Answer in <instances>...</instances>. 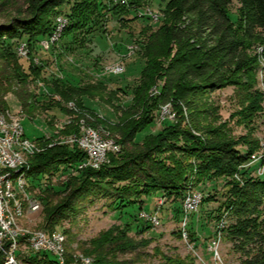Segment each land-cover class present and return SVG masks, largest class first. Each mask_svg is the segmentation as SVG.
Here are the masks:
<instances>
[{
    "label": "rangeland",
    "instance_id": "rangeland-1",
    "mask_svg": "<svg viewBox=\"0 0 264 264\" xmlns=\"http://www.w3.org/2000/svg\"><path fill=\"white\" fill-rule=\"evenodd\" d=\"M132 1L125 0L123 4L122 0H104V11L86 25L84 33L77 36L78 42L82 39L85 42L71 47V40H66V43L62 37L69 23L72 4L62 7L54 21L55 29L59 18L66 19L59 40L50 50L43 49L40 43L47 40L52 32L40 41L33 58V64L42 67L43 73L26 89L36 96L37 101L32 99L31 107L25 111L14 94L7 96L8 110L20 116L25 137L32 142L42 137L53 138L48 148L65 145L63 143L71 136L64 133L68 127L78 123L80 130V122L83 121L80 120H89L91 126L120 146L119 152L112 154L120 159L124 154L119 143L121 133L134 125L141 124L131 144L130 151L134 152L141 150L147 138H163L180 125L188 133L177 142L183 148L194 145L196 139L199 141L197 146H201L214 133L223 136L227 144L246 160L233 170L217 161V151L202 152L201 157H204L200 159L189 157L188 152L182 156L173 152L166 158L191 166L192 175L188 184L176 194L162 190L139 193L135 203L131 200L120 203L110 196L122 188H129L131 182L117 183L112 187L105 181H97L89 193L77 199L73 212L66 213L69 217L57 227L67 232V252L70 256L81 253L89 257L85 252L92 250L95 240L125 236L134 241L136 249L110 253L108 258L117 264H246V257L232 242L233 236H236L233 233L236 225L233 214L234 207L254 191L253 184L264 180L263 46L260 41L252 42L246 50V56L252 62L249 72L233 75L225 87L215 91L195 93L189 99L190 108L179 100L165 104L155 100L160 95L163 81L152 87L143 103L136 104L133 91L144 68L141 51L145 42L143 32L160 25L165 17L166 5L161 0H142L136 6L131 4ZM24 3L25 0H10L11 10L0 14V25L16 16V9H26ZM116 6H125L128 11L115 13L113 9ZM239 7L238 0H234L229 7L232 21H237ZM22 44H26L27 56H20L17 52ZM14 51L27 70L30 63L27 42L20 41ZM116 64L124 67V73L109 72L108 68ZM54 83L64 84L71 91L76 90L77 101L62 98L53 92ZM50 99L56 102L48 108L43 106V101ZM61 108L71 113L62 112ZM72 120L74 123L69 125ZM147 121L150 123L146 124ZM79 178V174L69 169L37 185L33 183L35 187L30 194L40 199L41 208L36 214L25 217L22 227L33 232L44 230L48 206L43 198L49 197L52 205H56L66 193H55L64 191L65 184L71 181L77 183ZM189 194L202 198L197 211L192 214L184 209V200ZM143 213L158 222L141 218ZM258 213L260 220L264 221V192ZM47 256L54 261L52 255ZM34 257H19L18 261L32 264L30 260ZM40 257L37 258L41 260ZM90 257L94 263L95 255Z\"/></svg>",
    "mask_w": 264,
    "mask_h": 264
},
{
    "label": "trees",
    "instance_id": "trees-1",
    "mask_svg": "<svg viewBox=\"0 0 264 264\" xmlns=\"http://www.w3.org/2000/svg\"><path fill=\"white\" fill-rule=\"evenodd\" d=\"M140 1L142 0H133L131 4L138 6ZM233 1L161 0L166 5L164 19L157 28L143 32L145 42L141 51L144 68L133 91L136 104L143 103L152 87L163 81L160 95L155 100L161 104L179 100L190 108L189 99L195 93L215 91L225 87L233 75L250 71L252 62L246 56V50L252 42L257 41L261 42L264 49V0H238L240 7L237 21L230 18L229 7ZM67 4H72V8L62 41L71 40L72 44H69V47L76 43L82 44L85 42L84 39L78 42L77 38L84 33L86 25L92 23V20L104 11V0H25L26 9H16V16L0 25V113L9 111L7 96L10 93L18 98L25 111L31 107L32 99L37 101L36 96L26 89L30 82L40 79L43 73L42 67L33 64V58L40 41L54 31L55 17ZM10 6V0H3L0 3V14L8 13L11 10ZM127 11L125 6H116L113 9L115 13ZM20 41H26L29 46L30 63L27 70L14 51ZM52 91L62 98L77 99L75 98L77 91H71L64 87V84L54 83ZM68 95L70 96L66 97ZM54 101V99L43 101V106L48 108ZM78 104L80 105L79 102ZM61 111L71 113L64 108H61ZM179 111L182 113V109L179 108ZM149 121L146 124H149ZM85 122L91 126L89 120ZM73 123L72 120L69 125ZM140 127L141 124H136L130 130L121 133L119 143L124 154L120 159H116L117 155L112 154L119 150L110 153V164L102 166L99 170L78 169L86 157L79 148H71L68 145L48 148L53 138L42 137L34 141L43 149L31 158L29 178L33 179H30V191L34 184L37 185L36 183H41L50 176L60 175L69 169L80 175V180L77 181L80 185L71 181L65 184L64 191L55 193H66L56 205H52L49 197L43 198L48 210L44 230L39 231L49 234L61 232L65 235L67 232L60 231L57 227L69 217L66 213L73 212L77 199L89 193L97 181H105L112 187L117 183L131 182L129 188L125 187L110 194L120 203L127 200L135 203L134 199L139 193L161 190L172 194L180 192L191 178L189 169L191 166L167 159V155L173 152H177L179 156L188 152L189 157L200 159L204 157V155L201 157L202 152L205 154L217 151L219 152L217 161L233 170L246 160L227 144L223 136L214 133H211L212 135L201 146H197L199 141L196 139L194 145H186L187 147L183 148L184 146L177 142L188 133L180 125L163 138H147L139 152L130 151ZM77 130L78 123L68 127L64 133L70 136L78 134L73 133ZM253 189V192L248 193L244 200L234 207L233 217L236 225L233 227L235 229L233 233L236 236H233L232 242L246 257V264H264V221L260 220L261 215L257 214L262 203L264 180L253 184ZM135 249L132 239L125 236L119 238L108 236L95 240L92 250L85 254L89 257L91 254L95 255L94 264H117L108 258L110 253H126ZM37 257L40 256L30 260L32 264H56L55 260L51 261L47 255L41 256V260ZM3 263L4 256L0 252V264Z\"/></svg>",
    "mask_w": 264,
    "mask_h": 264
},
{
    "label": "bare ground",
    "instance_id": "bare-ground-1",
    "mask_svg": "<svg viewBox=\"0 0 264 264\" xmlns=\"http://www.w3.org/2000/svg\"><path fill=\"white\" fill-rule=\"evenodd\" d=\"M64 27L65 24L61 25L59 32L57 33V41L59 40ZM44 44L52 45V37L44 40ZM50 48L51 47H44L45 50H50ZM122 72L123 68H116V70H114V74H120ZM71 108H73V106H71L70 109ZM19 117V115H13L9 111L0 113V133H13L16 130L18 138H26L24 128L21 125ZM80 123L82 126L81 129H87L89 133H92L94 137L99 138L101 142L105 144H115L112 139L105 136L99 129L89 126L84 120ZM79 140L80 133L78 135H71L66 140V142ZM36 147L40 148L38 144L30 140H28V150L25 148V146H23V143H15L14 157H16L17 159H21L22 165L13 167V162H4V169L11 170L7 175L0 176V212H5L4 221L6 222V229L11 231L14 236L27 238H34L42 236L43 234V241H45V244L53 248L56 257H60V259L54 257L56 264H94V259L85 256L84 254L72 253L73 255L70 256L67 252L69 250L66 246L67 239L64 234L60 232H53L51 234L43 231L33 232L28 230L27 228L22 227L21 222L25 217H27L28 215L36 214L39 211L38 210L37 212H32V209H30L29 200L27 196L24 195V190L20 186V183L26 182V179L29 178V172L31 171V158L40 151V149H36ZM87 147H98V140H94V138H87ZM78 148L80 150H86V143L78 142ZM118 150L119 149L102 148L101 158H104L105 161L109 163L110 153L117 152ZM5 157H7V147L5 143L0 140V159H5ZM188 197H195V194H189ZM200 199L199 197L195 199L196 209H198L199 207ZM37 200L38 199H36V197L30 194V201ZM38 205L40 206L39 200ZM186 213L192 214L193 211H186ZM153 219L154 221H158L156 218ZM14 249L18 250V252H26V244L24 243V239H17L16 241H14ZM1 251L4 253V264H6L7 248L0 247V252ZM35 255L42 256V254ZM18 259L19 257L17 258V264H22L19 262L20 260L18 261Z\"/></svg>",
    "mask_w": 264,
    "mask_h": 264
},
{
    "label": "built area",
    "instance_id": "built-area-1",
    "mask_svg": "<svg viewBox=\"0 0 264 264\" xmlns=\"http://www.w3.org/2000/svg\"><path fill=\"white\" fill-rule=\"evenodd\" d=\"M122 3L125 4V0H122ZM149 17H154L152 14H148ZM66 19L59 18L57 20V25L50 37H52V45H45L44 40L40 43L44 49V47H52L57 43V33L59 32V29L61 25L65 24ZM17 52L20 56H27V48L26 44H22L17 48ZM116 68H123L124 73V67L119 65H113L109 69V72L114 74V70ZM73 133H80V140L79 141H68L65 142V145H68L71 148H77L78 149V142H85L86 143V150H81L85 153V160L78 166V169H94L99 170L102 166H105L108 164V162L105 161L104 158H101V149L102 148H110V149H119V145L117 144H105L101 142V140L97 137H94L92 133H89L87 129H80L77 130V132ZM87 138H94V140H98V147H87ZM0 140H2L6 147H7V157L5 159H0V176L1 175H7L9 171L11 170H5L4 169V162H13V167H16L18 165H22L21 159H17L14 157V144L15 143H23V146L28 150V139L27 138H18V134L15 130L13 133H0ZM36 149H43L38 148ZM29 179H26V182L20 183V186L24 190V195L27 196L29 200L30 209H32V212H37L40 210L41 206L38 205L37 201H30V188H29ZM198 196L195 195V197H185L184 200V209L185 211H197L195 206V199ZM4 214L5 212H0V247H6L7 248V261L6 264H17V258L18 257H28V256H34L35 254H42L44 255H52L55 258L60 259V257L55 256V251H53V248L46 245L45 241H43V234L42 236L34 237V238H27V237H20V236H14L11 231L6 229V222L4 221ZM141 218L149 220L151 222L157 223L158 221H154L152 217L147 216L146 214H141ZM57 237V235H56ZM17 239H24V243L26 244V252H18V250L14 249V241ZM86 262V261H85Z\"/></svg>",
    "mask_w": 264,
    "mask_h": 264
}]
</instances>
